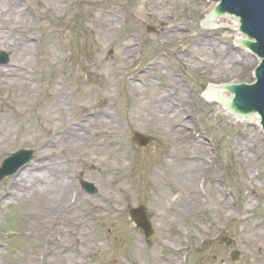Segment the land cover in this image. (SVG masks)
<instances>
[{"label": "rangeland", "instance_id": "374dc122", "mask_svg": "<svg viewBox=\"0 0 264 264\" xmlns=\"http://www.w3.org/2000/svg\"><path fill=\"white\" fill-rule=\"evenodd\" d=\"M158 1L0 0L9 12L21 6L25 15L22 22L0 19L5 24L0 32L8 34L14 48L0 47L8 57L0 66L7 71L0 77V118L13 127L9 138L0 139V164L25 149L33 152L31 161L52 158L64 175L72 174L63 201L71 191L77 194L80 217L92 231L91 248L78 258L80 264H146L152 255L180 264H264V136L201 99L207 83H251L257 59L247 50H231L237 38L233 30L201 27L212 8L206 0ZM109 19L115 20L113 27L101 34ZM148 27L156 32L147 34ZM130 37L132 53L124 58ZM47 40L57 46L58 62L45 59ZM25 44L23 60H15ZM223 63L239 71L226 73ZM134 78L140 81L139 95L131 91ZM14 81L30 85L27 97L12 89ZM58 89L64 100L55 107ZM167 93L169 111L178 121L172 126L182 123L189 135L184 147L169 138V126L156 125L151 115ZM103 111L116 118V130L92 127L87 142L69 156L61 147L40 153L44 144L56 146V134L66 122L78 129L91 114ZM50 126L58 131L47 134ZM134 132L150 143L137 147ZM95 140L100 142L94 147ZM188 163L199 166L187 177ZM18 171L0 182V261L5 264L44 255L43 239L24 221L25 206L3 199ZM81 180L96 192L86 194ZM187 186L196 199L187 200ZM138 204L146 206L155 233L148 246L128 217V209ZM73 225H65L56 238L78 253L85 246L67 230ZM225 240L231 241L229 247Z\"/></svg>", "mask_w": 264, "mask_h": 264}, {"label": "bare ground", "instance_id": "6f19581e", "mask_svg": "<svg viewBox=\"0 0 264 264\" xmlns=\"http://www.w3.org/2000/svg\"><path fill=\"white\" fill-rule=\"evenodd\" d=\"M164 1L160 0L156 2V4L161 5ZM212 7V6H211ZM21 6L15 7L14 10L16 13L14 14V10L7 9L6 5L0 3V19L3 21H10L13 19H17L19 22L24 20L25 15L21 13ZM207 17V16H206ZM206 19V18H205ZM204 19V20H205ZM208 19V17H207ZM206 19V20H207ZM110 24L104 25L101 29V34H105V31H108L109 28H112L115 20L109 19ZM5 24H0V26H4ZM7 25V24H6ZM2 28V27H1ZM236 34L237 38H240V35L236 30H233ZM133 37H130L126 43V48L121 52V55L124 58H127L132 53V48L129 47L132 42ZM212 46H214L212 44ZM0 47H5L13 51V46H11V41H9V36L7 33L0 32ZM28 50V46L25 44L22 48H18L17 55L15 60H23L21 58L22 54ZM42 52L45 55V59H52L54 62H58L61 59V54L57 52V46L51 42V40H47L42 48ZM14 54V52H13ZM21 55V56H20ZM30 59H28L29 61ZM224 72L226 73H237L239 69L233 67H227L226 63H223ZM7 71L0 70V77L4 76ZM13 90L19 91V97H27L31 91V87L28 84H22L19 81H14ZM138 83V84H137ZM140 81L137 78L131 80V91L133 95H139L141 91V86L139 85ZM144 86V85H143ZM55 97V107H60L62 105V100H64V95L62 94L61 89H58L53 92ZM167 95V96H166ZM169 94H165L159 100V110H152L151 115H153V120L156 125H167L169 126L168 136L169 138L177 143V146L184 147L187 143L185 140L189 135L186 136L185 129L186 128L182 123L178 124V127L175 128L172 125L177 121V115L175 112L169 111V102L167 98ZM50 105H47L46 108L50 110ZM218 106V105H217ZM221 111L223 109L218 106ZM51 115V112H48ZM47 114L46 118H49ZM91 117L87 120L83 121V125L79 124L78 129L72 128L67 122L63 125L59 131L57 129L58 126H50L46 133L50 134L53 130L58 131L55 137L56 143L55 147L49 144H44L41 147V154H45L46 152H51V150H59V148H63L65 150V154L68 156L71 152L78 150L82 144L86 141L85 136L92 132V129L95 126H101L108 130L111 133L112 129H117L118 122L116 118L107 112H101L99 114H91ZM254 126L258 129V117L256 115H252ZM3 118H0V139L3 141L6 138H9L12 134L13 127L9 124L2 122ZM86 119V118H85ZM67 121V118H65ZM50 121V119H48ZM178 122V121H177ZM93 127V128H92ZM23 130V129H22ZM111 130V131H110ZM19 131V129H18ZM24 134H28L27 130H23ZM192 135L191 133H189ZM183 138H185L183 140ZM261 138H263V134L261 133ZM100 140H95L92 143V146H96ZM194 147V144H189ZM91 146V147H92ZM196 146V145H195ZM264 146L262 145V148ZM50 156V155H49ZM46 156V157H49ZM52 160V161H51ZM58 162V161H56ZM58 166V164L56 165ZM198 164L188 163L186 165L187 169V177L191 176L192 173L198 168ZM60 167V166H59ZM59 167H55L52 158H48L46 160L39 158L34 161H31L25 168L18 171V174L14 176L11 181L8 182L6 186V192L3 194V199L13 203H21L25 206V217L24 221L26 226L33 232L34 235L41 239H43L40 250L43 251L42 259L32 260V256L26 261L25 264H80L78 258L82 257L86 250H90L91 248V237L92 231L91 226L87 222V220L83 219L81 208L79 202H77L75 197L72 196V191L67 201H63L66 191L69 188H72V182L70 181L69 174L64 175V171L60 170ZM186 176H183L184 179L187 180ZM188 182V181H187ZM118 187V192L121 190L119 185H115ZM103 189V188H101ZM104 191V190H102ZM119 193H122L120 191ZM185 197L188 199H196L197 196L193 193L190 186H187ZM79 213V215H77ZM41 220V222H40ZM73 222L74 225L69 227L67 230L73 233H76L77 239L76 241L85 248H80L79 252L75 249H72V246L68 243H63L61 240L56 238L59 233H63L64 226ZM36 240V239H35ZM43 244V245H42ZM90 244V245H89ZM29 252H32L29 250ZM59 259V260H58ZM58 260V261H57ZM151 260V261H150ZM163 264L161 261L157 260V258L153 257L148 260L146 264ZM0 264H5L0 261ZM138 264V263H137Z\"/></svg>", "mask_w": 264, "mask_h": 264}, {"label": "water", "instance_id": "95a60500", "mask_svg": "<svg viewBox=\"0 0 264 264\" xmlns=\"http://www.w3.org/2000/svg\"><path fill=\"white\" fill-rule=\"evenodd\" d=\"M218 5L212 10L211 17H219L223 14H228L239 18V30L249 39L239 42L240 45L247 47L260 59L261 63L256 68L255 82L252 84H230L222 87L224 92H231L233 94L232 100H223L222 103L234 114L240 117H246L252 113H258L261 118V126L264 130V0H209ZM208 4V3H207ZM208 20L204 21V25L209 26ZM203 21V20H202ZM215 26L218 24L219 28L216 30H236V21L227 17L216 18L213 22ZM204 30H210L204 27ZM252 40V41H250ZM231 50H243L235 48L234 45ZM7 58L0 54V64L6 63ZM258 61L256 63V66ZM212 83H207V87ZM210 89L209 91H211ZM201 91V97L203 95ZM209 97V96H208ZM219 97V96H218ZM202 99V98H201ZM247 121H244L254 126L252 115ZM259 126V121L256 120ZM260 128V126H259ZM261 131V130H260ZM262 133V131H261ZM133 140L139 146L147 144V139L141 135L134 134ZM31 158L30 152L20 151L12 157L6 159L0 168V180L4 177L13 174L20 166ZM83 189L90 194L95 192L92 185L82 183ZM130 219L136 224L138 228L147 236H152L153 232L151 226L146 218L144 206H139L137 209L130 210Z\"/></svg>", "mask_w": 264, "mask_h": 264}]
</instances>
